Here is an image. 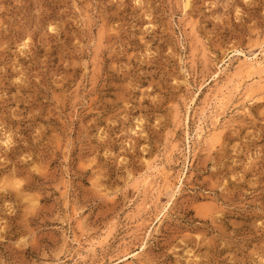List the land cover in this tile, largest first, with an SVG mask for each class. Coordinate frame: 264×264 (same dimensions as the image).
Instances as JSON below:
<instances>
[{
	"label": "rangeland",
	"instance_id": "1",
	"mask_svg": "<svg viewBox=\"0 0 264 264\" xmlns=\"http://www.w3.org/2000/svg\"><path fill=\"white\" fill-rule=\"evenodd\" d=\"M263 52L264 0H0V264H264Z\"/></svg>",
	"mask_w": 264,
	"mask_h": 264
},
{
	"label": "bare ground",
	"instance_id": "2",
	"mask_svg": "<svg viewBox=\"0 0 264 264\" xmlns=\"http://www.w3.org/2000/svg\"><path fill=\"white\" fill-rule=\"evenodd\" d=\"M262 55L264 56V52L262 53ZM256 59H257V56H254V58H252L251 61H249V62L245 61L244 64L241 65L238 68L237 72L234 75L236 77V83H235V86H234L235 89H239V88L241 89V87L243 85V81L254 79V78H257V77L259 78L261 75L264 74V65H263V63H261L259 61H254ZM251 91H252V87H249L247 89V92H251ZM235 92H236V90H235ZM237 92H238V90H237ZM220 101H222V99H220ZM202 132H203L202 130H199L198 138L201 137V133ZM212 141H213V139H212Z\"/></svg>",
	"mask_w": 264,
	"mask_h": 264
}]
</instances>
